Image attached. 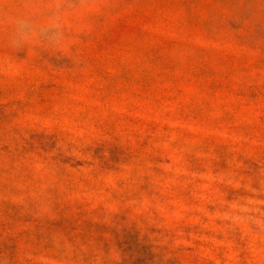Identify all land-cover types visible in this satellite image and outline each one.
Returning <instances> with one entry per match:
<instances>
[{"label":"rangeland","instance_id":"1","mask_svg":"<svg viewBox=\"0 0 264 264\" xmlns=\"http://www.w3.org/2000/svg\"><path fill=\"white\" fill-rule=\"evenodd\" d=\"M0 264H264V0H0Z\"/></svg>","mask_w":264,"mask_h":264}]
</instances>
